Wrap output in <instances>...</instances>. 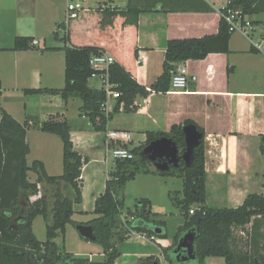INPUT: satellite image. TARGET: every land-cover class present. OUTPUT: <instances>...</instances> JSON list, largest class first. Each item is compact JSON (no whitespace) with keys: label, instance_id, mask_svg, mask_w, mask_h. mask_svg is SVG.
<instances>
[{"label":"crops","instance_id":"0c3cea01","mask_svg":"<svg viewBox=\"0 0 264 264\" xmlns=\"http://www.w3.org/2000/svg\"><path fill=\"white\" fill-rule=\"evenodd\" d=\"M68 1L0 0V60L1 66L6 69V73L0 72V81L1 98L19 94L25 99L23 114L4 106L18 121L23 122L28 116L44 121L58 115L70 123L75 149L89 158L82 169L83 201L74 205V215L83 218L94 214L96 199L105 191L108 173L115 164V160L108 155L111 144L107 143L106 134L112 129L132 133L129 126H134L133 121L140 124L139 128L143 131H169L173 124L183 123L187 119L204 129L206 205L238 207L249 193H264V155L260 150L261 134L264 133V50H251L253 44L248 37L245 43L239 45L232 34L228 52H211L204 59L176 63L184 64L189 75L195 77L189 81L184 92H152L147 98L138 97L137 112L129 115L117 113L108 122L106 131H96L89 118L81 114L79 109L83 102L79 97L73 96L66 101L59 94L24 92L26 88L63 86L65 52L60 45H50L48 48L47 44L58 24L65 22ZM129 3L130 0H88L90 8L81 12L103 13L107 8L113 11L115 6L124 9ZM131 3L155 7L157 11L140 14L137 29L124 17H117L113 22L101 21L102 15L91 13L95 17L93 29L102 31L112 41H118V49H125L126 54L136 48L139 50L135 63L136 78L150 89L163 72L168 41L217 33L222 18L221 9L227 0H131ZM253 9L248 16L254 24L251 37L256 42L264 39V0H253ZM69 26L70 22L67 24ZM16 36L33 37L39 44L36 49L13 50ZM11 39L13 43L10 45ZM44 48L47 49L42 51ZM105 51L118 60L111 50ZM26 71L29 72L30 82L24 84L29 85H20L27 82L24 79ZM89 84L95 88L100 86L97 79H90ZM156 93L170 95V108L155 103ZM31 133L36 136L35 139L30 137ZM27 141L30 145L28 164L30 159L40 160L49 175L63 173L64 145L58 135L31 128L27 132ZM36 177L35 172H28L30 181H35ZM41 184L51 189L58 186L64 195L71 197L72 190L69 195L66 194V189L69 190L66 182ZM44 191L45 188L42 193L46 194ZM154 218L166 220L163 216ZM83 221L86 222V219ZM123 244L122 254L114 264H152L145 260L149 256L158 258L154 264H170L165 251L168 250L170 254L176 247L174 241L170 243L157 237L150 241L138 235L131 236ZM99 255L101 259L98 260L94 256L88 258L93 262L103 261V248ZM210 258L214 264H221L218 259L223 257H207L203 264Z\"/></svg>","mask_w":264,"mask_h":264},{"label":"trees","instance_id":"16d2710c","mask_svg":"<svg viewBox=\"0 0 264 264\" xmlns=\"http://www.w3.org/2000/svg\"><path fill=\"white\" fill-rule=\"evenodd\" d=\"M227 7L239 8L245 14H251L253 0H229ZM222 8L221 12L226 8ZM113 11L107 8L103 13L80 12L79 16L70 20L69 28L65 22L58 24V29L64 30L61 40L65 52V86L62 88H26V94H59L66 101L70 97H79L83 104L81 114L86 115L96 131H106L107 124L120 112L134 113L138 111L137 97L147 98L152 92L167 93L171 86V70L174 63L187 60L206 58L211 52H228L229 39L233 32L229 31L224 18H221L219 30L215 34L202 37L174 38L168 41L163 72L151 84L150 89L138 82L136 78V60L139 50H119V42L110 40L102 31L93 29L94 18L91 13L102 15V20H113L124 17L137 29L138 18L144 12H154L155 7H145L130 3L121 9L115 6ZM58 37V31L55 32ZM33 37L16 36L13 50L36 49L32 45ZM121 47V45H120ZM47 48L41 49L44 51ZM257 49L252 45V49ZM111 50L117 61L110 67V78L115 84L114 89L120 92V97L114 104L111 113L106 115L101 111V103L106 99V93L90 86L89 80L94 68L90 64L93 54ZM259 51V50H258ZM2 88L0 81V98ZM0 264H114L121 256V245L130 238L132 231L146 233L148 236L166 237L168 235L165 220L156 219L159 213L153 212L149 198H142L136 204L135 210L128 211L127 219H121L124 202L116 190L132 180L141 168L134 159H115L114 169L108 173L105 191L96 199L94 218L83 224L92 225L96 235L95 242L103 247L104 260L93 262L88 257L64 253L55 239L64 234L66 226L74 223V205L83 201L82 169L89 161L74 147L71 136V126L67 119L52 115L41 121L34 116H28L25 121H18L1 104L0 100ZM194 125L201 134L199 143L193 148L191 163L183 158L187 148L184 127ZM37 128L44 132L58 135L64 145L63 173L49 175L45 165L40 160L28 164L27 156L30 145L27 132ZM146 140L132 148L134 154L151 145L157 139L171 138L178 148L180 157L177 164H172L161 175H179L184 180L183 198L175 203L181 208L185 222L180 232L195 231V247L197 264H203L207 257H223L226 264H264V193H249L238 207H210L206 205V145L205 131L193 120L173 124L170 131H147ZM261 153L264 155V133L261 134ZM37 174L35 181H30L28 172ZM150 172V170H146ZM71 184L74 192L71 197L64 195L60 187L53 192L54 202L50 206L48 197L43 193L36 201L30 196L38 192L41 183ZM53 189V190H54ZM196 208H193V206ZM194 209L191 214L190 210ZM43 216L47 221L46 240L37 238L33 230V221ZM51 216V217H50ZM80 223V224H82ZM155 227L162 232H153ZM245 235V236H243ZM179 235L176 241H179ZM170 264L174 259L165 251ZM145 260H158L149 256Z\"/></svg>","mask_w":264,"mask_h":264},{"label":"rangeland","instance_id":"374dc122","mask_svg":"<svg viewBox=\"0 0 264 264\" xmlns=\"http://www.w3.org/2000/svg\"><path fill=\"white\" fill-rule=\"evenodd\" d=\"M58 30H59L58 37H56L54 33L50 34L47 44L48 48H50V45L53 46L60 45L61 47L65 45L63 40L60 39V36L63 37L64 35V30L63 29H58ZM233 36L237 38L236 42L239 45H242L243 43H245V40H248L246 36L242 35V33L238 31L234 32ZM9 43L10 45L13 43L12 39L10 40ZM0 72L6 73V69L1 66V60H0ZM26 73L27 74L24 75V79L25 81L27 79V82H21L20 85H29V84H24L30 82L29 72L26 71ZM61 83H62L61 85L65 86V75H63ZM0 100L3 107L6 106L12 111L17 112L19 110L22 113V110L24 109L25 99H23V97L19 94H17L16 97L11 96L10 94L5 95V98H0ZM154 101L155 103H157L158 106H163L164 108L166 107L170 108V95L156 93ZM126 115L129 114L126 113ZM125 118H128V120H130L129 117H125ZM137 120H139L140 122V119ZM133 125H134L133 127L129 126V129L132 131V142L130 146H132V148H135V147H139L146 140L147 131L141 130L139 128L140 124H137L136 121L135 122L133 121ZM148 131H152V130H148ZM30 137L32 139L36 138V136L33 133L30 134ZM173 152L174 149L170 148V146L164 151L157 152V150L152 145L151 146L149 145L146 148H143L142 150L138 151L135 154V160L140 165L141 168L140 172L136 175L134 179L127 181L123 187L118 188L116 190V194L118 198L124 202V211L121 215V219L128 218L126 216V213H128V211L130 210L134 211L136 204L139 202V200H141L142 198H149L152 202L153 210L161 211V213H164L163 215L159 214L157 217L163 216L166 219L165 222L167 221L166 228L168 235L166 237H158V239L167 240L170 241V243H173L174 241V243H176V247L170 251V255L174 259V264H188L187 259L184 258L183 251L177 249L178 247L177 245H179L181 238L185 234L180 232V227H182V224L185 222V218L183 215H181V208L177 206V204L175 203V197H177V199L183 198L184 180L181 176L177 174L161 175L157 173L158 171H165L170 168L171 166L170 156L173 154ZM185 152L183 153V156L185 155ZM179 157L180 154L178 151V158ZM109 158L111 160L114 159L111 155H109ZM32 163H33V159H30L29 165H31ZM146 170H150V172H146ZM30 177L33 178L32 174H30ZM66 184L69 186V190L66 189V194L69 195L68 193L71 192L72 190V194H71L72 196L74 190L71 184L67 182ZM43 185L44 184H41V188L42 190L45 188L44 192L46 193L48 197V202L51 206L54 202L53 192L55 191V189L54 188L51 189L47 186L44 187ZM193 208H196V206L194 205ZM95 216H96L95 214H89L83 218H81L79 215L73 216L74 223L67 224V230L65 231V233L64 234L60 233L59 236L55 239V241L61 247L64 253L74 254L75 252H81L82 254H80V256L82 257L94 256L93 258L96 260L101 259L99 253L102 252L103 247L95 241H91L84 238L80 234L77 228L78 224L82 223L83 220L86 219L87 222L92 218H94ZM46 224L47 221L44 219L43 216H38L34 220L33 230L37 238L41 241L46 240V236H47ZM178 235H179L178 238L179 241L178 240L176 241V237ZM134 239L135 237L132 240L134 241ZM121 258L126 259V257H121ZM218 260H221V264H225L224 258H219ZM57 264H63V260L62 261L60 260ZM205 264H214V261L212 258H210L207 259Z\"/></svg>","mask_w":264,"mask_h":264},{"label":"built area","instance_id":"2783aa9c","mask_svg":"<svg viewBox=\"0 0 264 264\" xmlns=\"http://www.w3.org/2000/svg\"><path fill=\"white\" fill-rule=\"evenodd\" d=\"M88 0H69L66 8V19L65 24L70 22V20L75 19L79 16L82 10L89 9L90 6L87 5ZM229 0L222 8L227 7ZM105 6H103L104 8ZM222 17L228 25L230 32H240L244 36L251 39L252 44L258 50H264V39L261 41H254L251 34L254 31L253 21L249 18L248 14L242 12L239 8L227 7L225 11L222 12ZM32 45H38L39 41L34 39L31 41ZM116 58L107 51H102L97 54H93L90 58V64L94 68V72L91 74L90 79H97L100 82L99 89L106 93V99L101 103V111L106 115L112 112L117 98L120 97V92L114 89L115 84L110 78V67L116 62ZM191 79H195L194 76H190L187 67L184 64L174 63V67L171 70V86L168 92H184ZM167 92V93H168ZM107 143L111 144L108 150V155H111L114 160H128L134 159L135 154L130 146L132 142V133L127 130L112 129L106 134ZM43 195L41 184L38 185V192L30 196V200L36 201ZM190 213H194V209L190 210ZM133 235H138L139 238L145 240L153 241L156 236H148L146 233H141L137 231H132L130 237Z\"/></svg>","mask_w":264,"mask_h":264},{"label":"water","instance_id":"95a60500","mask_svg":"<svg viewBox=\"0 0 264 264\" xmlns=\"http://www.w3.org/2000/svg\"><path fill=\"white\" fill-rule=\"evenodd\" d=\"M184 133H185V137L187 141V148H186V152L184 155V159L186 160L187 163H191L192 158H193V148L199 143L201 134L194 125L185 126ZM151 145L157 150V152L164 151L170 146V148L174 149L173 154L170 156L171 165L177 164L178 148L176 147L175 142L171 138L163 137V138L157 139L154 142H152ZM77 228L80 234L84 238L91 240V241L96 240V235H95L94 228L92 225L82 223V224H78ZM153 232L156 234H159L162 232V228L155 227L153 229ZM177 249L180 251H183L184 258L187 259L189 264H197V255H196V247H195V231L194 230H191L184 234V236L181 238L179 242Z\"/></svg>","mask_w":264,"mask_h":264},{"label":"bare ground","instance_id":"6f19581e","mask_svg":"<svg viewBox=\"0 0 264 264\" xmlns=\"http://www.w3.org/2000/svg\"><path fill=\"white\" fill-rule=\"evenodd\" d=\"M158 238V237H157Z\"/></svg>","mask_w":264,"mask_h":264}]
</instances>
